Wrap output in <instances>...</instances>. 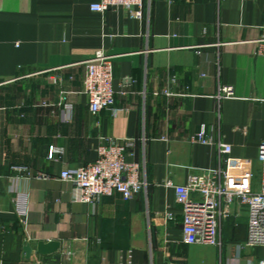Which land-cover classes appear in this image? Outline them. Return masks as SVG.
<instances>
[{
    "label": "crops",
    "instance_id": "crops-1",
    "mask_svg": "<svg viewBox=\"0 0 264 264\" xmlns=\"http://www.w3.org/2000/svg\"><path fill=\"white\" fill-rule=\"evenodd\" d=\"M99 0H0V262L2 264H258L247 210L220 224L219 245L182 239L175 188L190 176L247 160L258 189L264 142V0H143L142 19ZM113 62L114 113L89 111L85 63ZM225 86L232 99L220 97ZM168 91L171 96H166ZM212 145L193 141L201 130ZM131 141L146 188L132 199L72 201L64 170ZM28 168V174L13 168ZM26 195L19 216L15 202ZM192 199L198 200L197 194ZM57 241L52 256L23 259V244ZM71 253L67 256V253Z\"/></svg>",
    "mask_w": 264,
    "mask_h": 264
},
{
    "label": "built area",
    "instance_id": "built-area-1",
    "mask_svg": "<svg viewBox=\"0 0 264 264\" xmlns=\"http://www.w3.org/2000/svg\"><path fill=\"white\" fill-rule=\"evenodd\" d=\"M142 6L143 0H99L91 4L90 10L104 14L113 9H123L132 17L141 20ZM260 31L257 53L264 56V23ZM84 68L83 92L88 98L90 113L95 116L104 110L119 112L120 110L114 109L112 59L99 51L85 63ZM164 94L171 96L168 91H164ZM220 97L232 99L234 89L231 86L221 88ZM193 141L202 145L213 144L211 137L206 136L203 129ZM133 148L131 141H125L124 144L111 143L98 148L94 163L81 166L73 172H61L60 180L72 186V201L94 204L101 197L115 194L129 200L144 191L146 184L139 178L137 164L127 162V156L130 155L128 151ZM219 150L225 156V170H208L202 175L190 176L184 186L175 188L176 201L182 207L183 242L189 245H219L220 224L232 215L233 207L238 204L247 210L246 245L264 248V142L259 147L260 172L257 190L253 188L251 163L232 159L228 145L219 144ZM13 170L22 174L29 173L25 167H15ZM192 194H197L199 199H192ZM25 197L26 195H22L15 202L19 216H23L26 211ZM70 255L68 252L67 256ZM258 264H264V261Z\"/></svg>",
    "mask_w": 264,
    "mask_h": 264
},
{
    "label": "water",
    "instance_id": "water-1",
    "mask_svg": "<svg viewBox=\"0 0 264 264\" xmlns=\"http://www.w3.org/2000/svg\"><path fill=\"white\" fill-rule=\"evenodd\" d=\"M61 245L57 241L43 242L40 241L37 243L35 249H33L28 242L23 244V259L30 260L31 257H47L57 254L60 251Z\"/></svg>",
    "mask_w": 264,
    "mask_h": 264
}]
</instances>
